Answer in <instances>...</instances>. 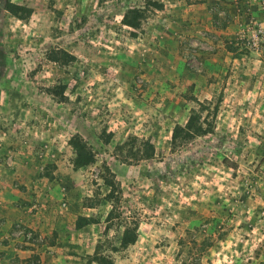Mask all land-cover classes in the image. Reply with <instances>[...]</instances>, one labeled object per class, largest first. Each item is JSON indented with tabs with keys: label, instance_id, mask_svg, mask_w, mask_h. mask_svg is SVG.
Listing matches in <instances>:
<instances>
[{
	"label": "rangeland",
	"instance_id": "rangeland-1",
	"mask_svg": "<svg viewBox=\"0 0 264 264\" xmlns=\"http://www.w3.org/2000/svg\"><path fill=\"white\" fill-rule=\"evenodd\" d=\"M151 1L0 0V264H264V0Z\"/></svg>",
	"mask_w": 264,
	"mask_h": 264
},
{
	"label": "trees",
	"instance_id": "trees-1",
	"mask_svg": "<svg viewBox=\"0 0 264 264\" xmlns=\"http://www.w3.org/2000/svg\"><path fill=\"white\" fill-rule=\"evenodd\" d=\"M147 5H152L154 7H161L162 4L157 1H151V0H146L145 2ZM12 15L18 16V17H23L19 13H26L28 11V8L25 6H21L19 4H15L13 2H6V7H5ZM143 17V12H141L138 9L133 10V14L130 15H125L122 19L123 24L136 28L140 25V19ZM191 117L188 119V122L186 123V128L191 129ZM180 126H176V129H174V135H175V130L179 129ZM195 129L198 130L199 133H204L206 130L202 129L201 126L196 127ZM69 144L72 147V150L75 154L73 158V167L74 169L80 168L82 166H86L93 162L94 160V155L91 151H89L85 144L78 139L77 137L73 136L69 140ZM111 185V184H109ZM96 220H93L87 216H79L77 218V227H82L86 224L89 223H94ZM137 224L134 222H125L123 226V230L121 233V238H120V245L122 247L128 246L129 244H132L136 241L137 239ZM91 259L96 261L98 264H113V261L110 258H106L105 256H101L100 254L97 253V251L94 253L93 256H91ZM38 262L37 264H39Z\"/></svg>",
	"mask_w": 264,
	"mask_h": 264
}]
</instances>
